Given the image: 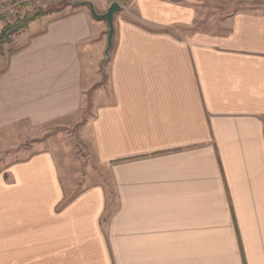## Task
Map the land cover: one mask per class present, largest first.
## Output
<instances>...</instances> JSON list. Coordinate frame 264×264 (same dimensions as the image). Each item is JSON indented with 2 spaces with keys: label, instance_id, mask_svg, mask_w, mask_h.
<instances>
[{
  "label": "crops",
  "instance_id": "0c3cea01",
  "mask_svg": "<svg viewBox=\"0 0 264 264\" xmlns=\"http://www.w3.org/2000/svg\"><path fill=\"white\" fill-rule=\"evenodd\" d=\"M169 1L114 17L109 93L84 125L113 199L95 185L67 200L50 152L9 163L0 264H264V9L193 31L189 0ZM106 30L82 8L29 23L0 57V135L77 119Z\"/></svg>",
  "mask_w": 264,
  "mask_h": 264
},
{
  "label": "rangeland",
  "instance_id": "374dc122",
  "mask_svg": "<svg viewBox=\"0 0 264 264\" xmlns=\"http://www.w3.org/2000/svg\"><path fill=\"white\" fill-rule=\"evenodd\" d=\"M72 1H90L98 13H104L112 2H118L121 10L115 17L136 20L135 8L131 6L132 0H51L39 8L30 9L31 12L38 11V15L34 17L36 20L45 16L52 18L65 16L78 8L89 11L87 6L73 5ZM163 1L172 3L169 0ZM180 3L191 6L196 13L193 31L203 29L207 32H221L225 30L224 15L246 8L264 9V0H189L178 2ZM24 12L25 10L20 9L16 17H22ZM3 27H0V31ZM20 32L13 34L7 43L0 46V57L5 59L10 55V49L13 48L11 43ZM175 32L178 36L187 35V32L179 28H176ZM107 62L99 66L100 82L86 93L83 108L77 119L66 123H49L37 130L22 125L16 131L0 135V172L9 163L21 161L29 154L47 151L55 158L67 200L95 185L104 186L113 199L111 181L103 166L98 164L84 137V125L91 115V99L99 91L109 93L105 66Z\"/></svg>",
  "mask_w": 264,
  "mask_h": 264
},
{
  "label": "water",
  "instance_id": "95a60500",
  "mask_svg": "<svg viewBox=\"0 0 264 264\" xmlns=\"http://www.w3.org/2000/svg\"><path fill=\"white\" fill-rule=\"evenodd\" d=\"M72 4L87 6L93 20L97 22H104L106 24V48L104 51L103 59L100 62V65H103L109 60V54L113 46V39L115 33L114 17L121 10L120 4L118 2H112L104 13H98L93 3L90 1H72Z\"/></svg>",
  "mask_w": 264,
  "mask_h": 264
},
{
  "label": "built area",
  "instance_id": "2783aa9c",
  "mask_svg": "<svg viewBox=\"0 0 264 264\" xmlns=\"http://www.w3.org/2000/svg\"><path fill=\"white\" fill-rule=\"evenodd\" d=\"M51 0H0V26L12 23L22 7L39 8L48 4Z\"/></svg>",
  "mask_w": 264,
  "mask_h": 264
},
{
  "label": "trees",
  "instance_id": "16d2710c",
  "mask_svg": "<svg viewBox=\"0 0 264 264\" xmlns=\"http://www.w3.org/2000/svg\"><path fill=\"white\" fill-rule=\"evenodd\" d=\"M37 12L38 11L26 12L22 17H16L15 21H13L12 23H6L0 31V46L7 43L8 39H10L9 37H11L13 34H16L25 29L28 22L34 21V19L36 20V18L34 17L38 15Z\"/></svg>",
  "mask_w": 264,
  "mask_h": 264
}]
</instances>
